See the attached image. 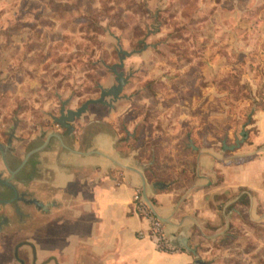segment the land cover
Here are the masks:
<instances>
[{"label":"crops","instance_id":"0c3cea01","mask_svg":"<svg viewBox=\"0 0 264 264\" xmlns=\"http://www.w3.org/2000/svg\"><path fill=\"white\" fill-rule=\"evenodd\" d=\"M258 24L262 27L260 41L243 40L244 60L235 61L237 44L243 45L237 25L230 23L229 59L216 53L198 71V102L202 108L210 103L215 107L207 120L220 123L226 132L205 134L203 113H189L181 98L165 100L160 116L170 142H165L164 153L174 154L178 146L186 144L195 158V168H186L170 183L161 175L170 161L162 159L157 165L149 158L159 148L141 142L152 138L139 131L142 119L126 120L120 103L129 101L125 94L112 106L90 104L70 128L60 126L45 131L44 136L37 132L27 137L29 151L52 131L63 138L53 137L49 145L29 155L37 165L29 188L43 200L57 202L40 222V260L55 256L60 264H198L197 246L214 236L226 220L241 219V212L247 219L264 220V107L253 103L261 80L264 82V19ZM238 63L242 67L237 75L251 95L229 97L225 83L234 76ZM189 70L187 61L181 69L167 73L169 89L188 88ZM183 74L184 82L179 83ZM234 102L241 108L240 122L235 119ZM242 138L235 148L225 145ZM144 145L147 150H141ZM144 181L169 236L176 241H180L179 235L186 236L189 247L163 251L153 239L139 235L140 230L148 231V221L135 211L134 193L137 188L144 191Z\"/></svg>","mask_w":264,"mask_h":264},{"label":"rangeland","instance_id":"374dc122","mask_svg":"<svg viewBox=\"0 0 264 264\" xmlns=\"http://www.w3.org/2000/svg\"><path fill=\"white\" fill-rule=\"evenodd\" d=\"M262 19L264 0H0V126L25 137L63 129L54 123L63 101L77 108L98 97L103 86L117 82L112 65L123 55L118 70L127 77L121 94L129 101H120L126 120L142 119L139 131L152 138L141 142L159 148L149 159L158 165L167 158L161 175L173 181L186 168H195V158L186 144L174 154L164 153L165 142H170L160 116L165 100L181 98L189 113H203L205 134L226 132L220 123L207 120L215 107L202 108L198 102V71L216 53L229 59L230 23L237 25L243 45L237 44L235 61L244 60L243 40L260 41ZM187 61V90H170L167 73ZM241 67L238 63L225 83L229 97L251 95L237 75ZM256 93L254 106L264 107L262 80ZM154 100L160 101L155 105ZM234 103L240 122L241 108ZM240 214L241 219L226 220L214 236L199 243L198 264H264V220Z\"/></svg>","mask_w":264,"mask_h":264},{"label":"flooded vegetation","instance_id":"af4514ba","mask_svg":"<svg viewBox=\"0 0 264 264\" xmlns=\"http://www.w3.org/2000/svg\"><path fill=\"white\" fill-rule=\"evenodd\" d=\"M29 149L27 137L0 126V264H60L55 256L38 257L40 222L57 202L29 188L37 175Z\"/></svg>","mask_w":264,"mask_h":264},{"label":"water","instance_id":"95a60500","mask_svg":"<svg viewBox=\"0 0 264 264\" xmlns=\"http://www.w3.org/2000/svg\"><path fill=\"white\" fill-rule=\"evenodd\" d=\"M123 59H124V56L121 55L120 56V62L114 63L112 65V70L114 71V73H116V81H117L116 83H113L108 87L103 86L101 88V92H100V95L98 97L87 98L77 108L67 107V101H63V103L60 107V115L54 116V120L56 121V123L62 125L63 127L70 128V127H72V124H73L72 122L77 117H80L84 112H86L87 109L89 108L90 104H92V103H103V104H108V105L112 106L114 104L113 101L118 99L121 96V93L124 89V86L127 83V77L124 74V72L118 70V65L123 66V64H124ZM53 137H57V138L63 140L62 134L60 132L52 131L48 134L47 138L43 141V143L41 145H39L37 148L30 150L29 154L49 145L51 143ZM241 140H244V138L238 139L237 142L233 145H227V144H225V145L230 146L231 148H235L237 145H239L241 143ZM144 193L146 195L148 202L151 204L152 208L157 213L151 198L148 196V194L146 192V181H144ZM170 238H171L172 242L177 246L189 247V245L187 243L186 236L179 235L178 239L180 241L174 240V238L171 235H170ZM194 252H195V250H194ZM196 255H198V254L196 253Z\"/></svg>","mask_w":264,"mask_h":264},{"label":"built area","instance_id":"2783aa9c","mask_svg":"<svg viewBox=\"0 0 264 264\" xmlns=\"http://www.w3.org/2000/svg\"><path fill=\"white\" fill-rule=\"evenodd\" d=\"M135 211L148 221V231H139L140 236H148L154 240L158 249L163 251H178L165 228V221L154 211L148 202L142 188H137L134 193ZM154 204V203H153Z\"/></svg>","mask_w":264,"mask_h":264},{"label":"trees","instance_id":"16d2710c","mask_svg":"<svg viewBox=\"0 0 264 264\" xmlns=\"http://www.w3.org/2000/svg\"><path fill=\"white\" fill-rule=\"evenodd\" d=\"M113 71V70H112ZM171 181H168V183H170ZM156 184L158 185V186H160V182H156ZM152 199V201H154L155 202V199L152 197L151 198ZM248 203V202H247Z\"/></svg>","mask_w":264,"mask_h":264}]
</instances>
